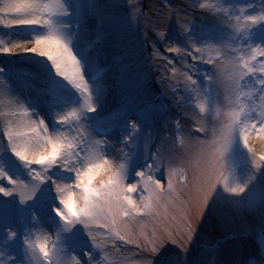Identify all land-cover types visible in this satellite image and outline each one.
Wrapping results in <instances>:
<instances>
[{
  "label": "rangeland",
  "instance_id": "374dc122",
  "mask_svg": "<svg viewBox=\"0 0 264 264\" xmlns=\"http://www.w3.org/2000/svg\"><path fill=\"white\" fill-rule=\"evenodd\" d=\"M80 2L96 10L98 22L94 25L104 23L112 36L109 47L115 60L110 61L109 67L113 68L111 82L116 86L114 94L120 105L103 124L118 125L113 168L125 166L124 183L137 185V190L128 194L137 204L147 195L143 186L149 176L158 180L165 191L152 216L133 214L123 218L128 227L127 231L120 230L130 234L136 243H125L107 228L93 225L91 230L101 245L99 249L93 248L83 225L64 230L66 226L55 211L63 205L53 197L50 182L40 184L33 199L23 204L18 195H0V264L9 254L18 258V264H49L42 256L33 257L25 243L37 241L33 229L37 217L49 238L52 236L48 245L50 255L54 250L50 264H74L73 257L80 264H90L85 253L91 256V264H147L148 260L153 264H264V161H259L256 154L259 167L254 166L238 131L223 156L219 155L222 129L230 123L234 110L241 104L246 111L252 110L248 115L257 127L264 113V84L260 83L264 80V56L257 54L251 61L255 70L238 81L239 89L235 86L238 78L233 66L228 64L241 55L248 58L249 46L264 48V22L252 26L246 35L236 31V17L241 10L246 16L264 15V0ZM134 11L137 15L132 20ZM2 21L0 16V69L8 74L9 82L19 86L25 105L44 101L46 96L33 93L35 87L25 80L28 76L20 71L17 61L12 62L10 53L3 51L8 48V31ZM190 41L204 49L205 59L220 64L219 85L208 80L217 73L216 64L201 61L200 53L187 55L193 51ZM172 48L181 52L171 51ZM245 94H250V98ZM66 101L74 104L68 98L63 102ZM26 112L37 123L35 110ZM131 121L139 128L135 136ZM5 132L0 117V172L18 182L35 184L32 174L36 170L13 154ZM220 170L229 188L247 184L245 193L236 196L225 191V184H218L204 216L194 220L196 233L186 245L188 250L169 241L157 255L152 254L151 245L145 246V237H151L153 231L159 236L162 225L169 226L180 239L171 221L173 217L191 214L189 200L194 176ZM142 171L143 179L137 175ZM169 173H173L170 191ZM69 182L73 184L72 180ZM0 187L10 190L12 185L5 178L0 179Z\"/></svg>",
  "mask_w": 264,
  "mask_h": 264
},
{
  "label": "snow or ice",
  "instance_id": "6c2138e0",
  "mask_svg": "<svg viewBox=\"0 0 264 264\" xmlns=\"http://www.w3.org/2000/svg\"><path fill=\"white\" fill-rule=\"evenodd\" d=\"M203 7V5L201 6ZM58 12H63L67 15V12L63 10L59 0H53L52 3L40 4L38 0H10L3 8H0V13L8 16L6 21H2L5 27L21 26V25H50V17ZM47 14V18L44 15ZM137 12L134 11L132 20L136 19ZM237 25L236 31L238 33L243 32L247 34V30L258 23L264 22V15L246 16L243 10H241L240 16L236 17ZM243 21V23H241ZM183 28L184 25L181 24ZM189 31V26H188ZM187 31V32H188ZM163 36V33H161ZM31 44L32 42H28ZM192 45V52H188L187 55H193L194 53H200V60L204 63L216 64L217 73L208 77L209 82L215 81L218 85L221 83L219 78L220 64L217 61L204 57V49L196 47L194 43ZM15 47L21 48L24 52L35 53L41 57H45L51 62L52 68L55 70L57 76L62 77L63 80L71 84L81 95L83 100L82 107L77 110L73 109L69 114L63 116L58 120V123L65 124L68 122L69 117L79 119L81 113L91 114L97 111V106L93 102V95L89 87L88 81L85 79L83 66L81 61L73 53L72 49L65 43L60 37L55 34V30H51L48 35L36 38L34 40V46H21L15 45ZM248 58L244 55L238 58L228 61V64L233 66V70L238 78L235 86L237 89L241 87L238 83L239 80H243L245 76L251 74L255 69L251 64L252 60H255L257 54L264 56V48H253ZM3 51L8 53L11 51L9 48H4ZM171 51L181 52L179 48H172ZM195 59L196 57L193 56ZM171 63V60H169ZM191 80V78H188ZM195 84L196 81H191ZM264 84V80L260 81ZM249 96L250 94H245ZM261 100L264 101V95L261 96ZM239 103V100L237 101ZM201 111H204L201 106ZM252 110L246 111L241 104L237 110H234L230 114V123L226 124L222 129L221 140L223 142L222 149L219 152L220 156H223L228 145L231 143L234 132L239 133L240 139L248 152L252 155V161L254 166L259 167L255 162L257 161L256 153L250 146V137L253 134L264 135V113H261V118L258 120L259 128L257 129V123L252 122V118L249 117V113ZM25 114L26 110H25ZM132 128V135L135 136L139 131L135 121L130 122ZM40 130L45 135L40 137ZM47 127L44 126V121H38L32 128L31 132L37 137L42 139L43 143L39 147L33 148L27 142L22 141L21 137L27 135V133H20L14 129H9L5 132L7 140L11 145L13 154L25 162L26 165H38L42 169L48 168L59 164L69 172L75 173V182L71 185L56 184L55 189L59 198L60 205L63 208L56 209V215L60 217V220L65 224V231L70 230L71 227L76 224L83 225L84 229L92 242L94 249H99L101 245L97 243V236L91 230L95 225L98 228H107L108 232L113 233L120 240L125 243H136L130 234L126 235L127 224L123 222L124 217H131L133 214L152 216L156 212V209L160 206L162 195L165 191L164 186L151 176L144 181L143 191L147 193L140 203L137 204L129 193H133L137 190L136 184L125 185L124 183V171L125 166L119 165L118 168H113L110 162L104 159L100 148L106 142L103 140H94L95 149L91 147H82V142L92 144L93 139L89 136L85 137L83 134L79 136H73L69 139L63 133L56 136L49 137L47 135ZM77 148H81L84 155H81L80 151H76ZM70 160L74 162L69 163ZM83 161L82 167L77 166L76 161ZM259 161H264V155L258 157ZM151 168V165L149 166ZM103 173L107 179L101 178L94 185L93 181ZM137 175L142 179L145 177V173L138 172ZM173 173H169L168 190L172 189L171 176ZM7 179V183L12 185L11 189H5L0 187V195L9 197L12 195H18L20 202L26 203L33 199L40 184L45 183L48 179L44 177V174L40 171H36L32 174V180L35 184H26L18 182L6 177L3 172H0V179ZM251 177H249V181ZM218 184H225V191H229L236 196L244 194L247 188L245 185H236L229 188L225 182L224 172L213 171L203 172L200 176H194L192 181V190L189 200L190 215H182L179 218L173 217L171 224L176 228L180 234V239L177 240L176 235L172 232L171 228L167 225H162L161 234L158 236L155 231L151 237H145L147 244L151 245L150 252L152 254H158L160 249L164 247L166 243L171 241L182 248L183 251H187V244H190L193 240V236L196 233V229L193 226L194 220L197 217L204 216L209 202L213 196V193ZM79 190L77 193L76 190ZM65 192L68 194L65 195ZM76 195V199L80 202L74 204L73 195ZM159 215V213H156ZM124 229L125 231H121ZM143 235V233H141ZM10 236H14L15 233H9ZM27 249L31 251L33 257H43V260L49 262L54 255V250L48 247L47 238L43 241L37 240L35 242L26 240ZM140 247L139 244L136 245ZM38 249V253H37ZM91 264V256L88 253ZM74 264H80L79 260L75 257L72 258ZM147 264H153L152 260H148ZM165 264H171L170 261H166Z\"/></svg>",
  "mask_w": 264,
  "mask_h": 264
},
{
  "label": "bare ground",
  "instance_id": "6f19581e",
  "mask_svg": "<svg viewBox=\"0 0 264 264\" xmlns=\"http://www.w3.org/2000/svg\"><path fill=\"white\" fill-rule=\"evenodd\" d=\"M10 0H0V8H3ZM40 4L52 3L53 0H38ZM63 12L48 17L50 25H21L5 27L8 31V48L12 62H18L19 69L28 77L25 80L30 81L29 85L34 88V94L44 95L46 99L36 100L33 105H25L26 102L20 97V89L16 83L9 82L7 73L0 69V117L4 123V130L14 129L20 133H27L21 137L22 141L27 142L30 147L36 148L43 143L42 139L31 132V128L36 124L32 117L25 114V110L34 109L36 112L37 122L44 121V126L47 127V135L49 137L56 136L60 133L66 135L69 139L73 136L83 134L85 137L93 139L92 144L82 142V147H91L95 149L94 140H103L106 143L101 146L100 152L104 159L108 160L112 167L117 158L116 148V129L117 126L110 122L107 126L103 123L116 114L118 110L119 98L114 94L116 86L111 82V72L113 68L109 67L110 61L115 60L111 54L109 43L112 36L106 31L104 23L96 27L98 21L97 12L83 3L80 0H59ZM0 16L4 21L8 19L3 13ZM47 18V14L44 15ZM55 30V34L60 37L72 49L73 53L81 61L85 79L89 83L90 90L93 95V102L97 106L95 113H81L79 119L69 117L65 124L58 123V120L69 114L73 109L79 110L82 107L83 100L80 93L62 77L56 75L55 70L51 66V62L45 57H41L35 53L24 52L21 46H34V40L48 35L51 30ZM80 38V40L78 39ZM28 42H32L29 44ZM67 82V83H64ZM66 97V98H65ZM70 102H63L65 99ZM44 102L47 103L45 106ZM44 106V109L41 107ZM27 113V112H26ZM34 116V115H33ZM35 117V116H34ZM259 128V125L257 129ZM45 133L40 130V137ZM250 146L254 152L260 156L264 155V135L253 134L250 137ZM81 155H84L81 148H77ZM74 162L70 160L69 163ZM77 166L82 167L84 162L76 161ZM34 170L40 171L46 181L50 182V189L54 198H58L55 185H71L69 181L75 182V173L69 172L60 167L59 164L54 165L47 170L42 169L38 165H31ZM105 175L101 173L96 180L95 185L101 178L105 179ZM77 192V191H76ZM78 193V192H77ZM68 193L65 192V195ZM73 201H77L76 195H73ZM27 224H31L27 217ZM34 235L36 239L43 241L47 238L49 245L52 236L46 233L39 217L36 218L33 224ZM17 257L9 254L5 259L4 264H18Z\"/></svg>",
  "mask_w": 264,
  "mask_h": 264
},
{
  "label": "clouds",
  "instance_id": "9594fccd",
  "mask_svg": "<svg viewBox=\"0 0 264 264\" xmlns=\"http://www.w3.org/2000/svg\"><path fill=\"white\" fill-rule=\"evenodd\" d=\"M115 169V168H114ZM124 180H125V177H124Z\"/></svg>",
  "mask_w": 264,
  "mask_h": 264
}]
</instances>
